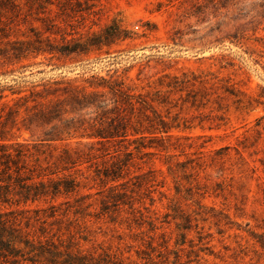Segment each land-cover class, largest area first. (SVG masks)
<instances>
[{"label": "rangeland", "instance_id": "rangeland-1", "mask_svg": "<svg viewBox=\"0 0 264 264\" xmlns=\"http://www.w3.org/2000/svg\"><path fill=\"white\" fill-rule=\"evenodd\" d=\"M51 1L16 0L9 38L34 39L33 28L46 49H85L0 59V123L17 110L0 135L46 139L51 124L37 126L28 109L66 85L96 96L61 117L89 120L112 107V82L147 95L173 128L157 134L167 149L145 139L151 146L136 150L138 135L89 149L81 131L48 141L81 157L65 172L80 181L78 195L55 201L59 221L47 236L90 264H264V0H91L93 12L74 5L69 16ZM35 92L44 98L32 100ZM80 195L87 209L60 214Z\"/></svg>", "mask_w": 264, "mask_h": 264}, {"label": "trees", "instance_id": "trees-1", "mask_svg": "<svg viewBox=\"0 0 264 264\" xmlns=\"http://www.w3.org/2000/svg\"><path fill=\"white\" fill-rule=\"evenodd\" d=\"M15 1L0 0V59L9 57L19 59L30 51L72 52L79 50L78 48L85 49L86 44L75 40L71 46L47 43L49 48L46 49L43 47L44 40L40 37V33L33 28L30 31L33 32L34 39L11 40L9 37L12 32L13 17L17 12ZM25 1L30 7L37 5L39 8H43L45 3H52L51 0ZM89 1L91 0H59L60 15L69 16L68 13L73 12L74 5L80 8L79 11L90 10L91 13L93 4ZM49 27L61 30L52 23ZM61 34L64 39L63 35L68 33L62 30ZM101 80L107 83L106 80ZM108 89L112 107H104L93 118L85 120L82 117L63 119L61 115L77 110V107L81 109L93 106V97L96 95L86 94L70 85L54 88L52 92L47 93L61 92L55 95L54 101L49 100L47 105L41 101L36 102L28 109L37 126L51 124L46 132V139L33 143H12L0 135V264L91 263L92 257L62 252L52 239L54 234L47 236L51 230L48 226L59 221L56 215L61 210L62 204H55V201L61 196L78 195L80 181L71 173L65 172L73 168L81 157L79 150L69 144L58 149L50 146L48 141H64L74 135L72 132L81 131L79 137L90 140L84 144L89 149L94 145L104 147L111 141L117 143L129 141V135H138L137 138L132 139V142L138 143L135 146L136 150H139L140 146L142 148L151 146L145 145L143 142L145 139L149 144L158 141L162 149L168 148L163 141L164 138H160L157 134L167 133L173 125H169L170 122L152 107L151 101H147V95H135L130 90L124 89L121 83H108ZM32 96L34 101L39 97L44 98L38 92L33 93ZM63 105H69L70 111L63 108ZM16 111L12 108L8 109L6 121L0 123L2 128ZM175 119L177 116L172 118L173 121ZM54 120L56 123L52 124ZM124 154L130 159L132 152L128 151ZM118 161L113 163L115 170L122 168L123 164ZM99 173L101 172L98 169L97 174ZM103 174L109 176L107 171ZM86 197L87 195L78 196L71 205L69 201L63 202L67 206L60 214L65 215L71 207H74V213H81L91 205L89 203L82 206ZM106 202L107 200L104 201ZM48 218L54 220L48 222Z\"/></svg>", "mask_w": 264, "mask_h": 264}]
</instances>
